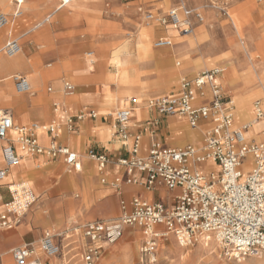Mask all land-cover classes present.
<instances>
[{"label":"crops","instance_id":"crops-1","mask_svg":"<svg viewBox=\"0 0 264 264\" xmlns=\"http://www.w3.org/2000/svg\"><path fill=\"white\" fill-rule=\"evenodd\" d=\"M123 1L128 0H75L74 5L60 9H56V3L37 6L35 12H26L17 22L14 20V27L10 29V33L7 30L2 34L3 38H0V45L4 41L6 45L11 40L19 39L22 35L31 36V39L25 43L26 56L21 59L24 60L21 62L22 65H17L18 62H15L13 66H4L0 69V78L2 79L0 80V88L5 98V102L0 103V109L11 113L17 127L31 125L29 122L44 124L43 132H38L40 145L49 148L56 143L67 147L79 155L81 165L80 170H75L66 163L63 157L50 159L46 155H36L32 156L30 161H22L20 165L9 171L8 177L11 180L0 184V196L4 201L9 199L8 184L29 183L25 179L30 178L40 183L38 187L40 195L52 200L67 197L72 205L70 211L59 223L43 222L40 211L46 209L47 206L42 204L36 207L35 204L34 208L32 207L33 209L31 208L24 215L19 224L8 229L0 228V264H13L9 258V252L13 247L23 244L14 248L16 249L30 243H38L39 238L41 239L44 233L47 232L46 230H50L51 227L57 228L60 233V231L69 230L73 226L82 223L108 220L116 215L118 216L115 219L120 218L123 214L122 202L127 205L130 211L133 208L132 201L136 198L152 203H161L170 209L176 204L179 194L178 189L169 190L161 183H157L149 189L146 185V175L137 171L133 177L139 181V184H130L127 182L126 170L118 164V160L130 156L132 141L136 135H141L142 138L140 149V156L142 157L147 156L153 141H158L167 147H181L191 144L201 148L203 145L202 129L208 127L206 122H202L199 129H193L186 119L160 115L146 108L145 101L150 98L176 94L182 78H194L200 73L202 67L200 69L189 67L181 73L176 71L177 68L181 67L182 61L185 60L181 56V52L187 46L188 50L192 49L189 48V42L186 48L180 46L176 50L171 51V49L178 44L176 39L182 40L181 38L188 37L195 29L202 26L204 17L199 13L203 18V23L195 25L189 35H179L171 27L162 26L157 21L150 23L154 27V44L159 39H171L172 46L157 49L152 44L155 52L150 64H148V71L152 73L153 79L162 80V85L158 93L142 90L139 87L131 88L137 90V97L133 98L137 99L140 95L142 101L139 100L141 104L134 110L129 123L130 138L124 141L115 136V122L109 115H114V110L130 107L131 103H127L129 98L113 102L106 101L107 91L104 82L108 79L111 71L114 70L111 59L114 56L116 47L128 53L133 51L134 38L127 35V32L132 31L137 23V19L133 15L134 10L141 7L144 16L148 12H152L160 18L166 16L172 10V8L169 9V6L177 4L178 0H131L126 4ZM181 4L177 8L186 7ZM107 7L109 9H106ZM2 12L3 7L0 5V13ZM108 12L111 13V16L107 14ZM50 14H52L50 21H45ZM190 21L195 24L197 20L190 19ZM40 23L43 24L38 28L37 25ZM33 26L37 28L31 31L34 28ZM199 44L200 41L196 43V51L190 56L196 62L202 61L194 58V55L199 53ZM100 45H103V47ZM102 48L107 57L101 60L100 67L96 69L88 61L86 54L95 50L103 51ZM86 50L89 51L85 53ZM190 58L188 57V60ZM26 59L34 60L35 67L32 68L29 63L25 62ZM208 61H210L207 64L208 68L217 64L215 60ZM76 63L84 64L86 68L83 67L78 70L76 69ZM52 66L58 71L56 76L50 81L39 80L35 83L34 93L31 95H28V93L15 94L17 91L13 88L14 82L11 80L3 81L5 77H13L14 75H22L27 78L26 74L29 72L36 74V69L42 72ZM96 74H102L103 79L98 80L99 82L93 80L92 75ZM218 81L223 90L220 78ZM65 82L71 83L75 87V92H65ZM47 83H51V85L45 89ZM76 87L80 88L77 92ZM50 88L52 92H49ZM207 92L210 95V92ZM22 98L23 100L20 101ZM54 104L59 105L57 113L54 112ZM12 106L14 107L13 111L8 109ZM104 108L113 111L102 113ZM88 111H95L97 117H86L82 121H76L75 129L72 132L69 131L68 119H75L81 113H87ZM234 112H236L235 106ZM53 122L58 123L57 136L45 132V129ZM249 124H251V128L255 127L254 123ZM234 125L236 128L243 126L236 125V114ZM262 127L264 133L263 124ZM111 132H113L112 137L110 136ZM262 141L264 139L260 141L252 140L249 143H261ZM5 145V142L0 141V157L2 159V161L0 160V169L3 167V148ZM91 149L98 154L106 155L110 159L111 163L104 170H101L98 163L88 157V151ZM19 153L22 154L20 150ZM200 169L206 176L219 170L218 166L210 161L201 165ZM64 177L68 178L69 181H74L72 183L70 181L65 191H56L57 181ZM116 179L121 180L118 186L114 185ZM29 184L39 201L34 185ZM157 192L160 193V198L156 197ZM163 192L165 195H163ZM90 208H96L98 213H90ZM2 210L3 208L0 206V213ZM71 215H73V218ZM96 216L105 219L93 220V218H97ZM129 228L134 227H128L127 229ZM76 233L79 235V232ZM129 236L130 238L133 237L131 234ZM134 239L136 240L135 236ZM70 240L71 237H67L65 241L56 238L57 244L61 247L66 246L65 249L73 246ZM64 242L66 243L64 244ZM83 243L82 239V246L74 247L72 251L76 250L80 252L79 255H82ZM162 245L165 244H160V247ZM125 252L128 253L129 250H125L123 255H125ZM79 255L75 258H78ZM42 259L44 264H52L54 260L43 256Z\"/></svg>","mask_w":264,"mask_h":264},{"label":"built area","instance_id":"built-area-1","mask_svg":"<svg viewBox=\"0 0 264 264\" xmlns=\"http://www.w3.org/2000/svg\"><path fill=\"white\" fill-rule=\"evenodd\" d=\"M194 15L185 8H174L164 17H156L152 12L145 15L149 23L157 21L162 26H177L185 20H193ZM195 18L202 22L197 14ZM187 27L181 35H189L192 21L184 22ZM9 24L8 18L0 13V30ZM172 46L171 39H159L157 49ZM21 49L17 39L4 46L8 56L19 53ZM217 68L200 72L194 78H182L176 94L150 98L145 107L160 115L186 119L191 128L199 129L202 122L208 127L202 129L203 145L198 149L194 145L167 147L153 141L147 156H140L141 135L133 138L130 156L118 160L125 168L127 182L139 184L134 173L146 175V185L150 189L157 183L169 190H179L175 206L170 209L161 203H152L136 198L132 201V210L122 202L123 214L115 220L89 222L80 228L83 239V264H97L106 246L115 244L128 227H138L144 236L141 255L154 260L160 242L174 235L178 242L189 247L201 234H210L218 239L226 256L236 260L257 257L264 253V156L261 143H247L244 133L251 124L236 128L234 103L226 95L219 78ZM19 94L31 91V85L24 76L13 80ZM75 87L65 82V92L71 93ZM210 92V95L208 92ZM52 92V89H49ZM131 106L119 109L114 114L115 136L126 141L130 138L128 129L134 110L141 104L138 99L130 101ZM59 105H54V112ZM255 120L264 125V97L255 101L253 106ZM112 117L113 115H109ZM86 117L96 118L95 111L81 113L75 119L69 118V131L75 129L76 121ZM10 121V123H9ZM17 129L15 140L10 139L12 130ZM41 126L33 123L25 127L14 124L10 112L0 109V141L3 148V167L0 169V184L8 177L9 171L22 162L24 154L31 156L46 155L50 159L63 157L75 170L80 164L79 155L67 147L52 144L49 148L40 145L38 132ZM52 135H58V123L53 122L45 129ZM21 150L22 154L19 153ZM88 157L98 163L101 170L111 163L104 154L95 150L88 151ZM241 159H246L249 171L244 174L240 167ZM213 162L218 166L217 173L205 176L200 166ZM105 182V180H103ZM120 179L114 185L118 186ZM9 199L0 196V228L8 229L20 223L24 215L36 204V197L27 182L8 184ZM59 234L45 232L38 243H30L12 251L15 264H35L37 260L44 264L42 256L48 259L60 255L62 247L57 244Z\"/></svg>","mask_w":264,"mask_h":264},{"label":"bare ground","instance_id":"bare-ground-1","mask_svg":"<svg viewBox=\"0 0 264 264\" xmlns=\"http://www.w3.org/2000/svg\"><path fill=\"white\" fill-rule=\"evenodd\" d=\"M74 1L75 0H70V5H74ZM62 2H63V0H25L24 6L20 7L18 5V0H0V5L3 7V10L6 13L4 15L8 18V21H9V24L5 28L0 30V38L2 37V34L5 31L8 30L10 33V29L14 27L13 21L15 20L17 22V20L19 18L24 16V13L30 12V11L35 12L34 10L37 6H43V5H47L50 3H56L57 4L56 9H60L59 6H60V4H62ZM181 5H185L184 0H183V3ZM204 8H205V5H204ZM106 9H109V8L107 7ZM129 11H131V10H129ZM141 11H143V9L141 7L134 10L133 15L135 16V19H137V23L134 25V28L132 31L127 32V35H130L134 38V42H133V46H132L133 51H130V53H128L127 51L120 50L118 47H116L115 52H114V56L111 59V64H112V66H114V72H111L108 79L104 82V86L109 91V93L113 87H119L121 85L122 86L137 85L139 87H142L143 90H148L147 88H148L149 84L151 82H153L152 73L148 71V64H150L153 53L155 52L153 49V46L151 44V41L154 37V27L149 22H147L146 20L145 21L147 23L146 22L144 23L142 21L139 22L140 19L138 17V13ZM191 13L194 15L199 14V13H195V12H191ZM107 14L111 16L110 12H108ZM133 15H132V17H133ZM228 16H229L231 24H232V27L230 26L231 27L230 30L232 31V33H231V35H229L225 39V41H222V45L219 46V44H218L219 47L217 48V50H215V53H214L217 61L219 63L223 64V66L219 69L222 73L221 77H220V82L223 86L224 92L231 93L234 95L233 101H234V104L236 105V112L235 113H236V116L238 118V123H240L241 126L244 124H249V123L255 124V127L250 128L247 132L244 133L245 141L247 143L251 142L252 140L260 141V140L264 139V133L262 132V130H263L262 123L255 120L253 109H251V108H253L252 104L256 98H263L264 97V83H262V82H264V43L257 41L256 38L252 35L249 36L248 35V28L245 26V24L236 15L228 14ZM51 18H52V14H50L45 19V21H50ZM189 21H190V19L185 20L184 22H189ZM184 22H182L181 24H179L177 26H169V27H171L172 30L178 32L179 35H181V30L184 29L185 27H187ZM42 24L43 23L38 24L37 27L38 28L41 27ZM119 26H120V24H119ZM37 27L35 26L33 28V30H31V31L36 30ZM206 29H207V26L205 24H203L202 26L195 29L194 31L192 28L190 34L192 33V31H193V33L191 35H189L188 37L181 38L182 40H180L179 38L176 39V42L178 44L176 45V47L171 49V51L176 50V48H178L180 46H182L183 48L184 47L186 48L188 42L190 44L189 48L190 47L192 48L191 50H188V46H187V48L183 52H181V56L185 60L182 61L183 66L176 69V71H178L179 73L186 70L187 67H195V68L200 67L199 66L200 62H196V61L192 60L190 58V56H192L191 54H193L196 51L195 50L196 43L199 41H202L204 39ZM223 32H224V30H223ZM16 33L18 34V32H16ZM105 33H106V31H105ZM30 39H31V36L30 35L27 36V34L20 36L19 39H17V40L20 43L21 49H20L19 53L12 55V56L6 55L5 51H4V47L3 48L1 47L0 48V69L4 66H13L15 64V62H18L17 65H22L21 62L24 60H21V59L26 56L25 55V49H24L25 43ZM185 39H187V40H185ZM100 46L103 47V45H100ZM102 50H103V48H102ZM95 54H97V57ZM86 56H87L88 61H90V63L96 69H97V67H100L101 60L107 57L106 52L104 50L103 51H101V50L90 51L86 54ZM241 56H242V58H240ZM188 57L191 60L190 59L188 60ZM238 59H239V61H237ZM25 62L29 63V65L32 68L35 67V63H34L35 61L34 60L26 59ZM205 63L209 64L210 61L205 62ZM207 64H206L205 68H208ZM83 67L86 68L84 64L76 63V69L81 70V68H83ZM50 68H52V67H50ZM57 73H58V71L56 69L43 70L42 72H40V71H38V69H36V74H34L33 72L27 73L26 75H28V77L27 76L26 77L28 78V81H30V85H31V91L28 93V95H31L34 93L33 87H34L36 81L42 80L45 82L46 80H51L54 76H56ZM17 76H19V75H14L13 77H10V76L5 77L3 81L14 80V78ZM92 78H93V80H96V81L99 80L100 81V79H103V76H102V74H98V75L96 74V75H92ZM0 80H2V79L0 78ZM16 93L17 92H15V94ZM129 95H130V92H128L122 96L129 98L130 97ZM139 97H140V95H139ZM23 98L20 101H22ZM105 98H106V101H108V102H113V101L119 100L118 96L111 95V94L107 95ZM4 102H5L4 94L2 93V89L0 88V103H4ZM13 108L14 107L12 106L10 108V110L13 111ZM107 110H108L107 108H104L102 110V112H106ZM106 113H108V112H106ZM37 124H39V123H37ZM27 126H29V125H27ZM17 129L18 128L11 131V133H10V139L11 140L16 139V136L18 133ZM41 131H42V126H41L39 132H41ZM198 149H200V148H198ZM31 158H32V156L27 154L24 156L22 161H26V160L30 161ZM249 168H250L249 164H246V166L243 168L244 174H246L249 171ZM14 170H16V169H14ZM83 172H85V171H83ZM26 179L32 185H34V186L36 185L35 191H36L37 196L39 197V202L36 204V207H39L42 204L47 206L46 209H43L42 211H40L42 221L46 222V223H55V222L59 223V221L65 217L66 213L70 211V206L72 204L69 202V199L67 197H65L64 199H62V201H59V202L56 201L52 204L47 203L46 202L47 199L45 198V196L40 195V191L38 188L40 186L39 185L40 183L35 182L34 180H32L30 178H26ZM9 180H11V179L8 177L4 182H7ZM70 181L66 177L60 178L57 182V185H59L60 190H65L67 188V185L70 183ZM73 181H71V183ZM163 195H165L164 192H163ZM44 198L46 200H44ZM71 216L73 218V215H71ZM51 231L54 234H60L59 230H57V228H53ZM76 232L80 233V230L78 229V230H76ZM134 236H135L136 240H138V234H135ZM59 238H61V237H59ZM214 238L216 239L217 243L221 246L218 239L216 237H214L213 235L201 234L198 237H196V242L198 243V248L201 250L211 251L212 246H213L212 242H213ZM174 242H175V240H174ZM179 245L181 248H186L185 246L181 245L180 243H179ZM161 247H164L163 253H165L168 250V248L165 245H162ZM172 247L178 248V246H176L175 244H172ZM170 248L171 247H169V249ZM66 251H67V249H66ZM179 252H181L180 249H179L178 253ZM61 256H62V254H61ZM177 256L179 257V255H177ZM184 256H186V255H184ZM257 257H259V258L262 257V259L260 261H258V263L264 264V253L260 254ZM55 258H53V259H55ZM122 259H123V262L126 264L130 262V259H132L130 250L128 253L125 252V255H122ZM183 260H185V259L183 258ZM239 261H242V260H239ZM53 264H56V262H54ZM63 264H66V262H63ZM154 264H156V263H154Z\"/></svg>","mask_w":264,"mask_h":264},{"label":"rangeland","instance_id":"rangeland-1","mask_svg":"<svg viewBox=\"0 0 264 264\" xmlns=\"http://www.w3.org/2000/svg\"><path fill=\"white\" fill-rule=\"evenodd\" d=\"M129 1H131V0L123 1V3L126 4ZM184 1H185V6L189 11H194L195 13H200L204 17V23L196 21V18L193 17V20L196 21L195 24L193 25V27L195 25L201 24V23H203L207 26V29H206V32L204 35V39L202 41H200V44L198 47L199 53L194 55V58H196V60H202L199 64V66L202 67L199 72L209 69V68H205L206 64H207L205 62H208V60H215L217 63L215 66L210 67V69H215V68L220 69L223 66L219 62H217V59L213 53H215V50H217V48L220 45H222V41H225V39L229 35H231V33H232V31L230 30V28L232 27V24H231V21H230L228 14L236 15L245 24V26L248 28V35L249 36L252 35L256 38L257 41L264 43V0H184ZM181 2H182V0H178V3L175 5H170L169 9H171V8L174 9V8L179 7ZM204 5H205V8H204ZM144 11H146V9H144ZM142 12L143 11L138 13V17L140 19V22L142 21L145 23L146 22L145 16H144V13H142ZM2 14H6L4 12V10H3ZM223 30H224V32H223ZM154 40H155V38L153 39V41H151V44H154ZM218 44H219V46H218ZM4 45H5V41L0 46H2V48H3ZM87 51H89V50H86L85 53ZM95 55L97 57V54H95ZM240 58H242V56ZM237 61H239V59ZM201 63L204 64V66H202ZM182 66H183V63L181 65V67ZM113 67L114 66H112V68ZM200 67H199V69H200ZM187 68H189V67H187ZM52 69H54L53 66H52V68L45 69V70H52ZM111 72H114V70ZM26 76L28 77V75H26ZM11 81H13V80H11ZM46 81H50V80H46ZM161 81L162 80H159L157 78L153 79V82H151L149 84L147 89L149 91H151L152 93H158V90L160 89V87L162 85ZM37 82L38 81H36L35 83H37ZM49 85H51V83H47L45 86V89ZM133 87H139V86H137V85L122 86L121 85L119 87H113L111 89L110 93L106 89V91H107L106 96L111 94V95L118 96L119 100L120 99H126V97H124L122 95L131 91L133 93L130 92V95H129L130 97L127 101V103L129 104L130 100L133 97H137V94H136L137 90H136V88L131 89ZM13 88H15V87H13ZM139 88L142 89V87H139ZM79 89L80 88L76 87V92ZM224 93L228 96L231 95L232 96L231 99L232 98L234 99L233 94L227 93V92H224ZM137 99H138V101L141 100V98L139 96ZM258 99H260V98H258ZM258 99H255L253 101L252 106L254 105L255 101ZM233 105L235 106V110H236V105L235 104H233ZM8 109H10V108H8ZM251 109H253V108H251ZM118 110L119 109L113 111L112 109L111 110L108 109L106 112L111 113L113 111L115 114L116 111H118ZM106 112H102V113H106ZM114 116L115 115H113L110 118L114 119ZM29 123H32V122H29ZM27 124H28V122H27ZM39 124L42 126L41 132H43L44 124H42V123H39ZM236 125L241 126L240 123H238L237 116H236ZM112 133L113 132H111V134H110L111 137H112ZM0 160L2 161L1 157H0ZM25 180L27 181V179H25ZM34 188L36 189V185L34 186ZM56 191H65V190H60L59 185H57ZM156 197L160 198L159 192L156 193ZM45 198H44V200H46L47 203L52 204L56 201H58V202L62 201V199H64L65 197H62V198L60 197V198L54 199V200L48 199L46 196H45ZM38 202L39 201H37V203ZM118 206H119V204H118ZM89 212L97 214L98 210L96 208H90ZM117 216L118 215H116V216H114L108 220H114L115 218H117ZM96 217L97 218H93V220L94 219H105L102 217L99 218L98 216H96ZM85 224L86 223H82L80 225L73 226L69 230L60 231V234H59V236L61 237L60 239L62 241H65V239H67V237H71L70 241L73 243V246L69 247L67 249V251L65 249V246H63L62 247L63 251L61 250L62 253H60V255L57 256L53 260L52 264L54 262H56V264H61V263L63 264V262H66V264H73V263L76 264L77 262H78L77 264H82L81 258H80L81 255H79L80 252H78L76 250L72 251V248L82 246L80 228L82 226H84ZM52 229L53 228L51 227L50 230H52ZM76 229L80 230L79 235L76 233V231H75ZM50 230H46V231L51 232ZM130 234L133 236V237L131 236L132 238H130V236H129ZM135 234H138V240L134 239ZM40 240L41 239L39 238V241ZM174 240H175V242H174ZM65 243L66 242H64V244ZM143 243H144V236H143L141 230L137 227L129 228L124 232L123 236L115 244L106 246V248L104 249V251L102 253L100 261L97 264H126L123 262V259H122V255L124 254L125 250H130V252H131V258L132 259H130V262H129L130 264H154V263H156V264H231L232 260H234V258H231V257H228L225 255L224 250L217 243L215 238L213 239V242H212L213 243L212 250L206 251V250L199 249L198 243L196 241L193 243V245H191L189 247L181 248L177 238L174 235H170L160 242V244H165V246L168 248V250L165 253H163L164 247H158L154 260L145 259L141 255V247H142ZM172 244H175L176 246H178V248H173ZM22 245H19V246H22ZM19 246H15V247H19ZM15 247H13L12 249H14ZM169 247H171V248L169 249ZM12 249L9 252V258L11 259L12 263L15 264V261L12 257ZM179 249L181 252L178 253ZM61 254H62V256H61ZM176 254L179 255V257ZM77 255H79L78 258H75ZM184 255H186V256H184ZM183 258L185 260H183ZM261 259H262V257H260V258L259 257H250V258H246V259H241L242 261H239L236 259L235 260H236V264H255V263L261 264V263H258V261H260ZM129 263H127V264H129Z\"/></svg>","mask_w":264,"mask_h":264},{"label":"snow or ice","instance_id":"snow-or-ice-1","mask_svg":"<svg viewBox=\"0 0 264 264\" xmlns=\"http://www.w3.org/2000/svg\"><path fill=\"white\" fill-rule=\"evenodd\" d=\"M24 4H25V0H18V5H19L20 7L24 6ZM59 7H60V8H67V7H70V0H63L62 4H60ZM9 123H10V121H9ZM261 147H264V141L261 142ZM259 159H260V163H264V156H260ZM246 164H247L246 159H241V161H240V167H241V169H243V168L246 166ZM75 167H76L77 169H79V168L81 167V165H80V164H76ZM35 264H40V261L37 260V261L35 262ZM231 264H236V260H235V259L232 260Z\"/></svg>","mask_w":264,"mask_h":264}]
</instances>
